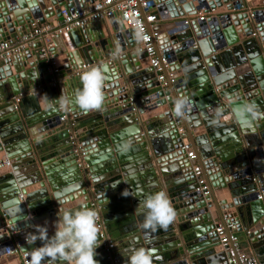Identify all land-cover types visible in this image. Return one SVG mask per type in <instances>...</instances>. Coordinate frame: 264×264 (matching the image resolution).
<instances>
[{"label":"water","instance_id":"1","mask_svg":"<svg viewBox=\"0 0 264 264\" xmlns=\"http://www.w3.org/2000/svg\"><path fill=\"white\" fill-rule=\"evenodd\" d=\"M95 1L0 0V42L29 33L35 22L62 21V7L84 8ZM153 1L157 21L170 24L165 33L157 30L161 53L175 66L176 82L167 90L119 13L80 27L82 36L75 28L56 34L48 53L38 41L17 59L0 63V184L5 183L0 186V264L29 261L31 249L42 242L29 244L26 238L47 227L43 222L56 223L65 209H94L93 202L100 206L118 264H128L138 248L151 250L154 264H230L233 253L221 243L216 214L261 254L264 119L252 129L241 128L230 118L227 97L254 101L264 110V8L238 12L241 0L225 1L228 11L200 21L199 12L216 8L208 0ZM96 65L108 69L103 108L85 113L68 105L88 164L83 167L67 124L60 121L59 104L74 97L81 73ZM179 95L193 102L182 118L173 111ZM166 105V112L144 116ZM217 107L224 109L219 124L213 116ZM184 143L199 153L213 191L209 196L196 191L194 163L182 150ZM161 190L176 222L145 230L138 203ZM47 229L49 237L54 235L55 229ZM99 234L95 259L110 264L106 239Z\"/></svg>","mask_w":264,"mask_h":264},{"label":"clouds","instance_id":"2","mask_svg":"<svg viewBox=\"0 0 264 264\" xmlns=\"http://www.w3.org/2000/svg\"><path fill=\"white\" fill-rule=\"evenodd\" d=\"M137 40L142 33H134ZM107 65H96L83 71L80 75L81 88L67 103V108L74 103L85 113L99 111L105 102L104 85L107 79ZM231 105V119L243 129H252L255 122L264 119V110L254 101H241L233 96L227 97ZM192 100L179 95L174 101L173 111L178 118L184 117L191 110ZM214 123H221L224 116L223 107H217L213 113ZM124 196L131 195L123 192ZM60 205L66 201L58 200ZM144 210L143 227L155 231L157 228L167 229L176 219V211L165 191H157L139 201L138 207ZM55 223L54 235L49 237L46 226L37 228L35 234L27 237L29 244L41 241V246L29 252V264H99L95 259L96 249L101 245L99 216L95 209L82 205L77 210L65 209ZM128 264H154V253L145 248L136 249L130 256Z\"/></svg>","mask_w":264,"mask_h":264},{"label":"built area","instance_id":"3","mask_svg":"<svg viewBox=\"0 0 264 264\" xmlns=\"http://www.w3.org/2000/svg\"><path fill=\"white\" fill-rule=\"evenodd\" d=\"M245 7L244 3L236 6L237 11ZM216 8L211 10V13ZM250 12H252L250 10ZM62 21H55L54 23H46L39 26L36 22L33 23V29L20 37L19 39H10L0 42V59L9 58L15 52L22 51L28 44L34 41L43 42L42 51L48 53L53 37L56 34L68 32L73 28H80L91 21L102 18L114 17L117 13L121 14V18L126 23L127 27L132 29L134 33H142V39L137 40V49L147 54L148 63L155 69L158 81L164 90L176 82L174 72L171 69V63L159 50L157 45V37L159 36L157 29L154 26L157 21L156 5L153 0H96L87 7L80 8L77 5L62 7ZM207 13H200L196 18L200 21L205 20ZM193 17L189 18L190 20ZM256 35V33L254 34ZM56 71V70H55ZM66 103V102H64ZM61 113L60 121L66 123L67 130L71 132L74 140V152L78 155L80 166L87 167L88 164L82 160L84 152H81V144L75 137L77 131L74 128V122L70 114V107L64 108L59 104ZM180 133L185 134L183 128H180ZM182 150L186 152L187 158L194 163L193 172L196 178V191L203 196H209L212 192L210 183L204 173L203 167L197 163L198 153L191 143H184ZM260 198L263 195H259ZM95 210L98 213V227L101 230V235L105 237L108 250L110 252V264H118V258L111 253V248L114 243L113 240L106 234L100 206L93 202ZM176 222V219L174 223ZM216 231L220 236L221 243L233 253L230 264H262L258 258L243 251L239 245V235L234 231L233 223L225 222L221 219L215 220ZM8 252L10 249L8 248ZM26 254H24V257ZM24 264H29L26 260Z\"/></svg>","mask_w":264,"mask_h":264},{"label":"crops","instance_id":"4","mask_svg":"<svg viewBox=\"0 0 264 264\" xmlns=\"http://www.w3.org/2000/svg\"><path fill=\"white\" fill-rule=\"evenodd\" d=\"M225 1H227L229 4H231V1H233V0H208V2H209V4H213V7H216V9H215V11L214 12H212V13H207V15H208V17H209V21H212L213 20V17L215 16V15H217V14H219V13H223V12H226V11H228V8H227V4L225 3ZM241 2L242 3H244V5H245V7L243 8V9H241V10H238V12H241V11H253V10H255V9H257V8H264V6H259V5H257V6H255L254 4H258V3H254L253 4V1H251V0H241ZM256 2H262V3H264V0H259V1H256ZM200 13H205L204 11H201V12H199L198 13V15L200 14ZM197 15V16H198ZM188 18H191V17H188ZM239 22H241V21H239ZM90 23V25H94V21H91V22H89ZM88 23V24H89ZM87 25V24H86ZM84 26V27H87V26ZM170 26V24H169V22L168 21H166L165 23H160V22H156V25L154 26V28L155 29H157V30H160L161 32H166V29L168 28ZM76 30H78V35H80V36H82V33L81 32H79L80 30V28H75ZM85 29H87V28H85ZM237 29H238V27H237ZM258 35V34H257ZM20 37H16L15 39H19ZM54 38V37H53ZM38 41H34V42H32V43H30V44H28V46L30 45V46H32L34 43H37ZM63 44V43H62ZM157 45H158V43H157ZM192 46H194V45H192ZM158 48H159V45H158ZM159 50H160V48H159ZM19 51H17V52H15L11 57H9V59H17V53H18ZM160 52H161V50H160ZM0 63L1 64H4V59H0ZM134 65H136V62H135V59H133V62H132ZM174 69H175V66L173 65V66H171V69L170 70H172L174 73H175V71H174ZM151 83H152V81H151ZM150 83V84H151ZM150 86H152V85H150ZM169 108H168V106L166 105V106H163V107H160V108H157V109H154V110H151V111H149V110H146V113L144 114V116L145 117H149V116H153V115H155V114H157V113H162V112H166L167 110H168ZM89 134H86V136H88ZM194 145V144H193ZM195 149H196V147L195 146H193ZM197 150V149H196ZM197 153H198V151H197ZM4 158H3V156L1 157V159H0V162H1V160H3ZM198 161H197V163L198 164H200L202 167H203V170H204V173H205V175H206V171H205V169H204V165H203V162H202V160H201V158L199 157V153H198V159H197ZM206 177H207V175H206ZM5 181H7V180H5ZM4 181V182H5ZM5 183H1L0 184V186L2 187V185H4ZM2 191V193H4L5 191H7V189L5 188V189H2L1 190ZM1 193V194H2ZM212 193H213V191H212ZM25 198H26V195L24 196ZM215 200H216V202H217V198H215ZM217 206L219 207L220 206V204L217 202ZM215 217H216V220L217 219H221V220H223L224 222H225V220H226V218L223 216V215H221V216H219V215H215ZM32 219V217H28L27 219H25V220H31ZM25 220H24V222H25ZM233 220V219H232ZM52 223V224H51ZM42 224H48L47 225V227L49 228L50 226V228H49V230H54L55 229V221H53V220H49V221H45V222H43ZM53 225V226H52ZM27 228V227H26ZM52 228V229H51ZM235 232L236 233H238L237 232V227L235 226ZM238 235H239V233H238ZM244 238H246V236L244 237ZM244 238L242 237L241 238V235H239V245H240V247H241V249L243 250V251H245V252H247L248 254H250V255H253V256H255L256 258H258V260L262 263V264H264V245H262V246H260L259 247V249H260V253L261 254H259V255H257L256 254V252H255V249L252 247V244L250 243V241L249 240H244ZM123 250H125V249H122V251ZM44 264H47V262H45Z\"/></svg>","mask_w":264,"mask_h":264},{"label":"bare ground","instance_id":"5","mask_svg":"<svg viewBox=\"0 0 264 264\" xmlns=\"http://www.w3.org/2000/svg\"><path fill=\"white\" fill-rule=\"evenodd\" d=\"M3 158H4V157H3ZM0 159H1V158H0ZM1 161H2V160H1ZM51 224H52V223H51ZM47 225H48V224H47ZM52 226H53V225H52ZM50 227H51V226H50ZM50 227H49V228H50ZM51 229H52V228H51Z\"/></svg>","mask_w":264,"mask_h":264}]
</instances>
